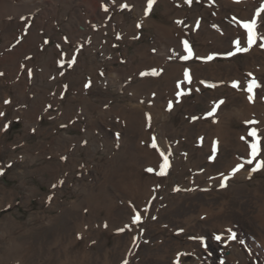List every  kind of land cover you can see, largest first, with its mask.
<instances>
[{"label": "rangeland", "instance_id": "1", "mask_svg": "<svg viewBox=\"0 0 264 264\" xmlns=\"http://www.w3.org/2000/svg\"><path fill=\"white\" fill-rule=\"evenodd\" d=\"M1 1L0 264H262L264 41L234 42L264 0Z\"/></svg>", "mask_w": 264, "mask_h": 264}, {"label": "snow or ice", "instance_id": "2", "mask_svg": "<svg viewBox=\"0 0 264 264\" xmlns=\"http://www.w3.org/2000/svg\"><path fill=\"white\" fill-rule=\"evenodd\" d=\"M187 2L189 4L192 3V0H187ZM156 3V0H147V9L146 11L148 13H150L152 11V8H153V5ZM124 8H128L129 5L127 4H124L123 5ZM104 11L107 12L108 11V8L107 6L104 7ZM261 13H264V7H261L257 13H256V18H250L248 20H244V21H241V27H243V29L245 30V33H246V41H247V46H242L241 44V41L239 39L235 40V47H236V51L237 52H247L250 50L251 46L255 45L257 43L258 40L260 41H264V33H259L258 32V26L259 24L262 22L260 20V17H261ZM139 27V25H138ZM19 42V41H18ZM45 43H47V41H45ZM183 45H184V49H185V52L187 53L186 55H183L181 58L184 59V60H188L190 58L193 57L194 55V52L191 48V46L188 44V41H183ZM259 46L261 48H264V43H260ZM233 53L229 52L228 55H232ZM199 59V57H197ZM209 60L212 59V57H208ZM71 63H75V60L72 59ZM61 67H63V63H61ZM160 73L153 70L151 72V75H159ZM4 73L0 72V76H3ZM29 75H31V72H29ZM143 75H148V73H143ZM249 76H251L252 74L249 73L248 74ZM184 77H185V80L188 82V83H191V75H190V72L188 70H186L184 72ZM184 81H180L178 82L177 84V87L179 88L181 84H183ZM90 86V84L88 85ZM209 87H214L215 85H208ZM233 87H239L238 83H233L232 85ZM261 85L256 81L255 78H253L248 86H247V92L249 93L247 99L250 101V102H254L255 100V89L259 88ZM197 91H199V89H197ZM185 94H190V91L189 93H186L185 91L181 90L180 92L177 93V95L179 96H182V95H185ZM5 103H10V101L6 100ZM225 102L223 100H220L218 103H216L214 105V109L215 108H219L220 105L224 104ZM50 107V106H49ZM169 109H171L172 107V104L171 102H169ZM4 113L3 112H0V116H3ZM148 120L150 121L151 120V116L149 115L148 116ZM248 123H251V124H257L259 123L258 121H249ZM9 125H5L4 126V130L6 131L8 129ZM33 131H35V129H33ZM119 135V134H117ZM247 136L248 137H251L252 140L251 142L249 143V148H250V156H251V159H249L247 161L248 164H252L253 161H255L257 159L258 156H260L261 154V151H262V137L260 135V132L259 130L256 128V127H253L251 128L248 133H247ZM241 139H246L245 137H241ZM218 143V142H217ZM152 147H157L156 143H155V137H153V143H152ZM161 156H163L164 160H163V164L160 166V171H159V175H166L167 174V171L169 169V167L171 166L170 165V161L168 159V157L166 155H164V153L162 152L161 153ZM62 159H66L64 157H62ZM211 159H215V157H211ZM244 167L243 164H238L235 168L232 169V175L235 176L242 168ZM264 169V160H261L259 161L256 166L252 169L253 172H256V171H260ZM149 172L153 171V169L149 168L148 169ZM0 175H3V172L0 171ZM251 178V177H249ZM229 178L228 177H224V182L221 183V187H227V180ZM53 187H55V185H53ZM177 191H179L180 189H176ZM132 222L133 223H136V224H139L141 223V215L139 212H136L135 215L132 217ZM105 227H107V225H105ZM120 231H123V229H120ZM182 231V230H181ZM233 239H235V236L232 237ZM215 239L217 241L221 240L222 237L217 235L215 237ZM124 264H127V261L124 262ZM223 264V262H222Z\"/></svg>", "mask_w": 264, "mask_h": 264}, {"label": "bare ground", "instance_id": "3", "mask_svg": "<svg viewBox=\"0 0 264 264\" xmlns=\"http://www.w3.org/2000/svg\"><path fill=\"white\" fill-rule=\"evenodd\" d=\"M60 1V0H59ZM138 1H141L142 2V0H138ZM2 1L0 0V3H1ZM9 3V2H8ZM36 3V2H35ZM75 3V2H74ZM135 3V2H134ZM140 3V2H139ZM143 3V2H142ZM124 4V3H123ZM133 4V3H132ZM132 4H130V5H132ZM1 5V4H0ZM42 5V4H41ZM55 5V4H54ZM58 5V4H57ZM84 5V4H83ZM37 6H39V5H37ZM35 6L34 5H32V7H31V9H33ZM67 7V6H66ZM71 7V6H70ZM139 7V6H138ZM146 7V6H145ZM39 8H41V7H39ZM30 9V8H29ZM35 9H36V7L31 11V12H34L35 11ZM16 10V9H15ZM50 10V9H49ZM28 11V10H27ZM55 12H56V10H54ZM67 11V10H66ZM39 12V11H38ZM41 12H42V10H41ZM74 12V11H73ZM40 13V12H39ZM28 14H29V12H28ZM41 14V13H40ZM81 14V13H80ZM103 14V13H102ZM42 15V14H41ZM95 16V15H94ZM101 16V15H100ZM39 17V16H38ZM97 18V17H96ZM73 19V18H72ZM95 20V19H94ZM70 22V21H69ZM97 22V21H96ZM125 26V25H124ZM108 27V26H107ZM101 31V30H100ZM163 31V30H162ZM160 32V31H159ZM99 33V32H98ZM106 34V33H105ZM160 34V33H159ZM168 36V35H167ZM160 38H162V37H160ZM96 39V38H95ZM163 39V38H162ZM161 40V39H160ZM164 41V40H163ZM169 41V40H168ZM171 41V40H170ZM161 42V41H160ZM109 43V42H108ZM245 45V44H244ZM153 46V45H152ZM154 47H155V45H154ZM182 49V48H181ZM159 51V50H158ZM183 51V50H182ZM253 51V50H252ZM160 52V51H159ZM164 52H165V50H164ZM254 52H256V51H254ZM158 53V52H157ZM159 54H162V52H160ZM151 55V54H150ZM166 55V54H165ZM152 56V55H151ZM156 56V55H155ZM143 57V56H142ZM163 57V56H162ZM160 57V56H157V57H155V58H152V62H154L153 64L155 65H162V63L163 62H165V57H167V55L165 56V57ZM147 58V57H146ZM149 58H151V57H149ZM148 59V58H147ZM148 61V60H147ZM151 61V60H150ZM185 64V63H184ZM89 65V64H88ZM114 65V64H113ZM169 66V65H168ZM77 67V66H76ZM129 67V66H128ZM134 67V66H133ZM144 67V66H143ZM107 68V67H106ZM127 68V67H126ZM111 68H109V70H110ZM144 69V68H143ZM174 69V68H173ZM108 70V69H107ZM117 70V69H116ZM115 70V71H116ZM165 70V69H164ZM176 71V70H175ZM140 72V71H139ZM173 72V71H172ZM174 73V72H173ZM179 73V72H178ZM252 73V72H251ZM112 76V75H111ZM137 77V76H136ZM168 77V76H167ZM115 78V77H114ZM192 78V77H191ZM109 81H108V85H110V86H112L113 88H115L116 90H119V89H122V88H124V87H122V86H120V85H117V83H115L116 81H115V79H111L110 77H109ZM153 80V79H152ZM151 80V81H152ZM159 80V79H158ZM161 80V79H160ZM156 81V80H155ZM242 81V80H241ZM240 81V82H241ZM148 82V81H147ZM242 83V82H241ZM143 84V83H142ZM194 85V84H193ZM143 86V85H142ZM147 86V85H146ZM244 86V85H243ZM135 87V86H134ZM175 87V86H174ZM177 87V86H176ZM193 87V86H192ZM236 88H238V87H236ZM138 89V88H137ZM136 89V90H137ZM149 89V88H148ZM125 90V89H124ZM139 91V90H138ZM143 91V90H142ZM154 91V90H153ZM241 91V90H240ZM141 93V92H140ZM147 93V92H146ZM247 93V92H246ZM247 96H248V94H247ZM246 96V97H247ZM135 97H137V96H135ZM149 97V96H148ZM142 102V101H141ZM246 102V101H245ZM256 102V101H255ZM254 102V103H255ZM263 103V102H262ZM261 103V104H262ZM244 104V103H243ZM249 104V103H248ZM258 104V103H257ZM250 105H252V102L250 103ZM254 105V104H253ZM258 106H261L260 104L258 105ZM154 107V106H153ZM249 107V106H248ZM136 108H137V106H136ZM249 109H250V107H249ZM257 111H259V110H257ZM256 111V114L257 113H259V112H257ZM253 112H254V110H253ZM253 112H252V114H253ZM263 112H264V110H263ZM221 115V114H220ZM251 115V114H250ZM262 115H264V114H262ZM151 116V115H150ZM160 116V115H159ZM264 117V116H263ZM263 117H262V119H263ZM230 119V118H229ZM246 121V120H245ZM219 125V124H218ZM218 127V126H217ZM216 127V128H217ZM218 129V128H217ZM218 131V130H217ZM131 134V133H130ZM158 147V146H157ZM156 147V148H157ZM151 148V147H150ZM176 150H177V148H176ZM164 153V152H163ZM234 166V165H233ZM171 167V166H170ZM243 170V169H242ZM244 171V170H243ZM238 175V173L236 174V176ZM239 175H240V178L242 177L241 176V173H239ZM245 176L244 177H247V173H245L244 174ZM251 175V174H250ZM235 176V177H236ZM239 178V177H238ZM250 179V178H249ZM219 185V184H218ZM190 195V194H189ZM263 207V206H262ZM264 210V209H263ZM218 213V212H217ZM222 214V213H221ZM260 220V219H259ZM264 220V219H263ZM262 221V220H261ZM262 223H264V222H262ZM264 225V224H263ZM228 227V226H227ZM263 229V228H262ZM260 233V232H259ZM182 234V233H181ZM259 236H264V235H260L259 234ZM264 237H262V240L261 241H255V240H251L250 241V244H252L253 245V248H254V252L253 253H256V254H258V257H259V259L262 261V264H264V239H263ZM252 242V243H251ZM223 245H224V243H223ZM263 247V248H262ZM227 248V247H226ZM235 249V248H234ZM233 249V250H234ZM225 250V249H224ZM240 252V251H239ZM239 252H237V255L238 256H240V253ZM230 255V254H229ZM231 255H233L232 253H231ZM230 255V256H231ZM241 255H244V254H241ZM230 256H225V255H223V257H226V258H229ZM245 256V255H244ZM243 256V257H244ZM232 258H234L233 256H231ZM242 257V256H241ZM232 258H230V259H232ZM242 259V258H241ZM235 261V260H234ZM234 261H232V262H234ZM255 261V260H254ZM231 262V261H230Z\"/></svg>", "mask_w": 264, "mask_h": 264}]
</instances>
